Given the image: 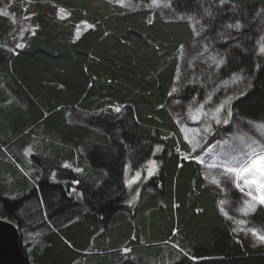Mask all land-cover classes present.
I'll list each match as a JSON object with an SVG mask.
<instances>
[{
    "label": "trees",
    "instance_id": "obj_1",
    "mask_svg": "<svg viewBox=\"0 0 264 264\" xmlns=\"http://www.w3.org/2000/svg\"><path fill=\"white\" fill-rule=\"evenodd\" d=\"M0 4L31 27L22 49L5 51L13 26L0 15V219L18 227L29 264H264L263 250L234 235L201 166L184 158L168 109L180 50L194 40L189 23L104 0ZM229 4L213 9L207 36L221 19L264 9V0ZM82 21L93 27L77 38ZM253 36L237 35L217 78L253 74ZM257 65L233 108L264 119V56ZM158 146L159 171L128 207L126 168Z\"/></svg>",
    "mask_w": 264,
    "mask_h": 264
},
{
    "label": "rangeland",
    "instance_id": "obj_2",
    "mask_svg": "<svg viewBox=\"0 0 264 264\" xmlns=\"http://www.w3.org/2000/svg\"><path fill=\"white\" fill-rule=\"evenodd\" d=\"M12 1L16 3L17 6L21 4L23 0ZM104 1L111 6L129 11H156L161 13L163 18L167 21H184L189 23L190 26L195 24L196 32H198L199 35L193 32V42L180 50L178 67L172 86V89L175 88L176 91L172 92L171 89V97L168 103V109L178 130L179 138L182 143L185 144L187 154H191L190 157L201 155L207 163H211L216 157L209 156V153H218L220 154V158H222L225 153L239 146L240 141L237 139L238 137H244L245 139L251 138L264 143V129L258 130L256 127L257 125L264 124V119H256L255 117L244 115L239 109L233 108L234 103L250 91L256 70L259 68V64L257 65L258 59L264 56V54H260L258 51V42L261 41V38H264V9L258 10L252 19H247L243 15L236 16L233 21L223 22L224 20L221 19L218 25L223 27L222 31L207 36L206 34H208V32L206 30L209 29V27L206 21L212 16L213 9L216 7H228L230 5L229 0H223V3H221V0H199V2L197 1L198 7L189 9H180L176 4L177 0H158L161 7L151 8L145 7L146 4L150 3V0H131L133 7H122L116 4L114 0ZM164 4H169V7H163ZM59 9H57V14ZM0 10L8 12L7 16L0 15L7 18L13 26L10 45H4L2 49L16 53L23 48H16V44L19 43L24 45L30 34L31 27L28 23L29 18L20 16L19 12L14 11V9L12 10L11 7L6 4H0ZM189 16L193 17L191 22L187 19ZM68 17L69 15L64 19ZM58 18L64 20L61 19L59 15ZM197 20L199 21L198 24L195 23ZM237 21L242 25L239 30L228 27L229 24H235ZM252 24H254V28L250 31V29H252ZM87 25L89 24L83 21L78 23L80 34L92 29V27L88 28ZM251 32L252 34L254 33V36L250 38L253 42L251 52L253 53L256 63L253 74L249 75L242 70L217 78L216 75L218 72L227 66L229 61V54L227 52L238 42L237 35L241 34L243 36H248L252 35ZM213 57L216 58V61L223 59L224 63L217 67L212 59ZM236 76H239L240 80L233 82ZM190 86L196 88V90L190 95L183 96L184 90ZM209 97H211L210 100ZM228 97H232L233 99L229 104L225 105L224 110L218 114V118L221 121L228 119L229 123L224 124L221 122L217 124L215 119H213V113ZM200 104L204 105V112L208 113V115L201 116L200 119H191L188 115L189 105L196 108ZM229 110L231 111L230 117L227 115ZM177 120L180 122L177 123ZM209 125L211 126L210 131L204 132V129ZM181 127H185L186 131L182 132ZM197 130H199L198 135H196ZM185 135H188L189 138H192L194 135L196 136V140H198L200 147H197L195 152L191 151L192 145L185 140ZM152 151L150 155H143L142 160L140 158L141 161L136 166L132 164L126 168L124 182L128 194V199L126 201L128 207H133L139 200L142 186L159 171V164L157 161L159 150L155 148ZM149 161L154 162V164H150ZM194 161L201 166L204 180L218 190L220 194L219 207H221L220 201H225L226 203L223 207L229 213V216L235 219H247L249 221L248 227H256L258 229L264 228V204L256 202L254 212L247 217H243L236 209L242 206L241 202L245 198L244 194L240 193L239 190L235 188L234 184L231 183H222L221 186L209 183L205 179V174L210 173L212 175H217V170L207 169L206 165H202L196 160ZM66 169L71 172L74 170V168L71 167H67ZM149 169L152 170L151 175L148 174ZM137 172L140 173L139 179H136L135 182L131 183L129 186L127 182L133 180ZM77 184V181L72 182V187H75ZM30 204H32V202L29 201L26 205L30 206ZM225 218L231 229L236 227L234 220L228 219L227 217ZM234 235L241 238V240L252 249H261L264 251V243H259L250 234L246 235L243 232H236ZM20 240L21 245H23V243L25 244L22 236ZM129 251L123 252L128 253Z\"/></svg>",
    "mask_w": 264,
    "mask_h": 264
},
{
    "label": "snow or ice",
    "instance_id": "obj_3",
    "mask_svg": "<svg viewBox=\"0 0 264 264\" xmlns=\"http://www.w3.org/2000/svg\"><path fill=\"white\" fill-rule=\"evenodd\" d=\"M116 4H119L122 7H133L131 4V0H114ZM223 3V0H221ZM145 7H161V4L158 0H150V3L146 4ZM163 7H169V4H164ZM0 14L7 16L8 12L5 10H0ZM58 15L61 19H64L69 13H67L63 8L59 9ZM183 19V17H182ZM187 19L191 22L193 17L189 16ZM148 23H152L151 19H149ZM196 24L199 23L197 20ZM193 28V32L196 35H199L196 32L195 24L191 25ZM88 28L93 27L92 25H87ZM229 28H235L239 30L242 25L239 21L235 24H229ZM34 34V33H33ZM77 38L80 35V28L77 26ZM24 47L23 44H16V48ZM183 47V46H181ZM258 51L260 54H264V38H261V41L258 42ZM216 63L217 67L224 63L223 59L216 61V58H212ZM240 80L239 76H236L233 82ZM176 89L173 88L172 92H175ZM171 95V93H169ZM211 97H209V100ZM233 98L228 97L224 100L213 113V119H215L217 124L221 122L224 124H228L229 120L225 119L221 121L218 118V114L224 110L225 105L229 104ZM115 111L119 112L120 108L116 107ZM188 115L191 119H200L201 116L208 115V113L204 112V105L200 104L198 107L193 108L192 105H189ZM227 115L231 116V111L227 112ZM180 121L177 120V123ZM257 129H264V124H260L256 126ZM211 126L209 125L204 129V132L210 131ZM181 131L185 132L186 128L181 127ZM199 134V130H197L196 135ZM185 140L192 145V152H195L197 147H200L198 140H196V136L194 135L192 138H189L188 135H185ZM240 141V144L237 148L232 149L230 152L225 153L222 158H220V154L218 153H209V156H214L216 159L211 163H207L206 160L201 156L197 155L191 157L192 159L198 161L202 165H206L207 169H216L217 175H212L210 173L205 174V179L217 186H221L222 183H231L234 184L235 188L239 190L240 193L244 194V199L242 200V206L237 208L236 211L239 212L243 217H247L251 215L255 210L256 202L260 204H264V143L244 137L237 138ZM159 150V146L157 147ZM179 152V148L177 149ZM190 153L184 156L185 159H189ZM150 164H154V162L149 161ZM65 167H71V165L66 164ZM76 171H81L80 169H76ZM148 174H152V170L149 169ZM140 173L137 172L133 180L128 181L129 186L131 183L135 182L136 179H139ZM78 183V182H77ZM223 190V189H222ZM131 203V201H130ZM225 201H220V212L227 217L228 219L234 220L236 227L232 229L234 233L243 232L246 235H251L254 237L259 243H264V228L258 229L256 227H248L249 221L247 219H235L232 216H229V213L225 210L223 205ZM125 252L129 251V249H124Z\"/></svg>",
    "mask_w": 264,
    "mask_h": 264
},
{
    "label": "water",
    "instance_id": "obj_4",
    "mask_svg": "<svg viewBox=\"0 0 264 264\" xmlns=\"http://www.w3.org/2000/svg\"><path fill=\"white\" fill-rule=\"evenodd\" d=\"M19 241L18 228L0 219V264H29Z\"/></svg>",
    "mask_w": 264,
    "mask_h": 264
},
{
    "label": "crops",
    "instance_id": "obj_5",
    "mask_svg": "<svg viewBox=\"0 0 264 264\" xmlns=\"http://www.w3.org/2000/svg\"><path fill=\"white\" fill-rule=\"evenodd\" d=\"M125 254H127V253H125Z\"/></svg>",
    "mask_w": 264,
    "mask_h": 264
}]
</instances>
